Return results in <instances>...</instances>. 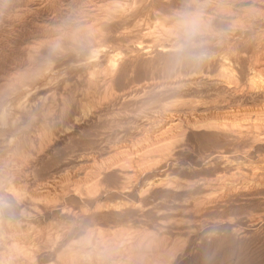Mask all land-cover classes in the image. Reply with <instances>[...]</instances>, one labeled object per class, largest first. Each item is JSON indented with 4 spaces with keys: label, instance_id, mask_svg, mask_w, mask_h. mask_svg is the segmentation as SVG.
<instances>
[{
    "label": "rangeland",
    "instance_id": "1",
    "mask_svg": "<svg viewBox=\"0 0 264 264\" xmlns=\"http://www.w3.org/2000/svg\"><path fill=\"white\" fill-rule=\"evenodd\" d=\"M182 2L0 0V264H264V0L176 67Z\"/></svg>",
    "mask_w": 264,
    "mask_h": 264
},
{
    "label": "clouds",
    "instance_id": "2",
    "mask_svg": "<svg viewBox=\"0 0 264 264\" xmlns=\"http://www.w3.org/2000/svg\"><path fill=\"white\" fill-rule=\"evenodd\" d=\"M216 37L206 4L202 0H183L168 22L166 41L171 62L176 67L204 63L211 55L210 42Z\"/></svg>",
    "mask_w": 264,
    "mask_h": 264
},
{
    "label": "bare ground",
    "instance_id": "3",
    "mask_svg": "<svg viewBox=\"0 0 264 264\" xmlns=\"http://www.w3.org/2000/svg\"><path fill=\"white\" fill-rule=\"evenodd\" d=\"M94 1V0H93ZM99 1V0H98ZM103 1V0H102ZM105 3H106V1H105ZM110 3V2H109ZM101 4V3H100ZM98 5V4H97ZM123 5V4H122ZM104 7V6H103ZM109 7V6H108ZM12 9V8H11ZM111 9V8H110ZM109 10V9H108ZM18 52V51H17ZM226 73V72H225ZM250 79V78H249ZM252 79V78H251ZM188 81V80H187ZM177 120H175V121H173V123H171V126H173L174 128H179V129H183V127H184V125H182L183 124V119H181L180 117H178V118H176ZM203 123V124H205V123H212V124H215L216 126H225V127H234V126H236L237 124H238V122L237 121H235V120H232L230 123L229 122H225V121H223V119H221V118H218V117H211V118H209V119H207V120H201V121H189V123H188V125L185 127L186 129H185V131L186 132H189V133H195V131H196V127L199 125L198 123ZM254 123V122H253ZM240 126V125H239ZM259 126V125H258ZM241 127V126H240ZM253 127H255V128H258V127H256V126H253ZM260 127V126H259ZM262 127V126H261ZM255 128H253L254 130H255ZM259 129H257V131H258ZM257 131H254V133L253 134H255L256 136L258 135V133H257ZM237 133H240V132H237ZM249 134V133H248ZM184 135H186V133L184 134ZM194 135V134H193ZM195 137V136H194ZM248 137H250V136H248ZM254 140V139H253ZM122 152H125V149H123V150H121ZM50 184V183H49ZM157 184V183H156ZM46 191V190H45ZM43 192H44V190H43ZM43 192H40L41 194L43 193ZM229 192V191H228ZM31 196V195H30ZM146 211V210H145ZM2 226V225H1ZM1 229V228H0ZM10 231V230H9ZM4 232V230L1 232V233H3ZM7 232V231H6ZM110 232V231H109ZM0 233V234H1ZM8 233V232H7ZM26 234V233H25ZM3 235V234H2ZM14 235V234H13ZM17 235H19V234H17ZM141 234H139V236H136L135 237V241H130L128 244H127V246H129V247H131V246H134L137 242V244L139 245V242H140V240H141V237L142 236H140ZM146 235V234H145ZM16 236V235H15ZM8 237V236H7ZM13 237V236H12ZM11 237V238H12ZM42 237V236H41ZM5 237H3V259L4 260H9L10 258H11V254H7V251H6V241H5ZM8 239H10L9 237H8ZM24 239V238H23ZM28 239H29V237H28ZM145 239V238H144ZM2 240V239H1ZM36 240V239H35ZM26 241V240H25ZM39 241V240H38ZM49 241V240H48ZM142 241V240H141ZM149 241H151V240H149ZM12 242V241H11ZM35 242V241H34ZM40 242V241H39ZM42 242V241H41ZM40 242V243H41ZM107 242V241H106ZM141 243V242H140ZM103 244V243H102ZM32 245V244H31ZM147 245V244H146ZM16 246V245H15ZM21 246V245H20ZM26 246V245H25ZM125 246V245H124ZM142 246V245H141ZM152 246V245H151ZM27 247V246H26ZM120 247H121V245H120ZM146 247V246H145ZM144 247V248H145ZM14 248V247H13ZM24 247H20V249H23ZM33 248V247H32ZM111 248V247H110ZM137 248V247H136ZM139 248V247H138ZM137 248V249H138ZM143 248V249H144ZM151 248V247H150ZM26 251L28 250V247L27 248H24ZM30 249V248H29ZM34 249V248H33ZM95 249V248H94ZM123 249V248H122ZM133 249V248H132ZM146 249V248H145ZM129 250V249H128ZM140 250V249H139ZM138 250V251H139ZM31 251H32V249H31ZM30 251V252H31ZM78 251V250H77ZM130 251V250H129ZM1 252V251H0ZM125 252V251H124ZM135 252V251H134ZM141 252V251H140ZM142 253H143V251H142ZM140 254V253H139ZM157 254V253H156ZM2 255V254H1ZM116 255V254H115ZM82 256V255H81ZM81 256H80V258H81ZM111 256V255H110ZM134 256V255H133ZM57 257H58V255H57ZM101 257V256H100ZM104 257V256H103ZM34 258V257H33ZM90 258V257H89ZM108 259H109V257H108ZM112 259V258H111ZM11 260H12V258H11ZM77 260V259H76ZM91 260V259H90ZM12 261H14V260H12ZM78 262H79V260H77ZM92 261V260H91ZM128 261H130V260H128ZM24 262V261H23ZM70 262H72V261H70ZM96 263V262H95ZM14 264V263H13ZM72 264V263H71ZM75 264V263H74Z\"/></svg>",
    "mask_w": 264,
    "mask_h": 264
}]
</instances>
